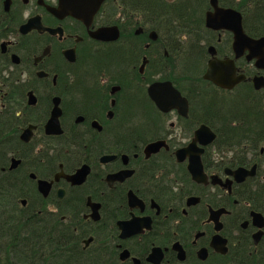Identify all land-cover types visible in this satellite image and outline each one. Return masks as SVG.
I'll return each instance as SVG.
<instances>
[{"label": "flooded vegetation", "instance_id": "af4514ba", "mask_svg": "<svg viewBox=\"0 0 264 264\" xmlns=\"http://www.w3.org/2000/svg\"><path fill=\"white\" fill-rule=\"evenodd\" d=\"M216 5L264 36V0ZM207 13L210 0H0V141L12 142L0 189L30 213L0 215V264L19 245L5 235L22 228L43 229L61 264H241L264 253V84L254 82L264 60L260 47L235 56L233 31L206 26ZM210 60L232 61V88L204 78ZM218 93L236 97L232 122ZM54 98L60 134L45 131ZM202 125L214 134L205 145ZM197 153L199 182L188 169ZM83 166L81 182L67 178Z\"/></svg>", "mask_w": 264, "mask_h": 264}, {"label": "water", "instance_id": "95a60500", "mask_svg": "<svg viewBox=\"0 0 264 264\" xmlns=\"http://www.w3.org/2000/svg\"><path fill=\"white\" fill-rule=\"evenodd\" d=\"M211 4L213 6L214 9V13L210 14L207 13L206 16V26L208 27H212V28H219V27H227L230 28L233 33H234V43H233V51L235 53V56H238L243 49L247 48L249 49L251 52H253V49L256 47H260V58L262 60H264V37H260L257 39H252L249 38L248 36H246L243 33L242 28L240 27L239 23L238 25L232 24V23H228L225 19V15L229 10L223 9V8H219L216 5V0H210ZM212 16H217L218 18L215 19ZM210 50L212 49V47L209 48ZM250 52L249 57L254 56V53L252 54ZM258 56V55H257ZM229 70V73H228ZM204 78L210 80L211 82H213L214 84H216L217 86L221 87V88H226V89H230L232 88V86L239 80L238 78H234L232 76V61L231 60H227V61H222V60H210L208 63V68L206 70V73L204 74ZM260 79V78H259ZM259 79L256 80V78H254V82H255V86L256 87H260L262 86V84H264L263 82L260 83L258 82ZM173 92V97L175 99L179 98V94L177 91H175L174 89L172 90ZM29 99V103H33V98L31 100ZM174 98H172L174 100ZM184 101V100H183ZM54 102V107L52 108L50 117L47 121V123L45 124V131L46 133L49 134H60L61 133V128L59 126V122H58V116L60 114V109L57 106L58 103V98H54L53 100ZM201 136L206 137V140L201 141L200 143L202 145L207 144L208 142H210L213 138H214V134L204 125L200 126L196 132H195V137L199 140V138ZM22 137L24 139H26L27 137L25 136V133L22 134ZM162 142H154V143H150L147 146V151L151 152V151H155L157 150V148H159L161 146ZM195 144L191 143L189 144L186 148L180 149L176 151V157L177 160H183L184 159V153L189 152V149L191 146H194ZM13 166V164L11 165ZM85 166H83L82 168L78 169L77 172L73 175L67 176L68 179H70L72 182L74 183H79L84 179V176L86 174L85 171ZM188 169L189 172L192 176V178L196 181H201L203 180L204 174L202 172V167H201V163H200V158L198 153L195 155V157L190 158L189 157V165H188ZM41 183L43 182H39V189H41ZM218 216H219V211H210V218H212L214 220V222L217 224L215 226L216 230H219L220 228V224L218 223ZM122 230L126 229V224L121 225ZM131 226H133V222H129L128 223V228L130 229ZM135 231H132V233ZM216 239L219 238V236H215ZM257 239L254 238V242H256ZM217 249V247H216ZM218 250H220L218 248ZM199 257L203 258L204 255H202L201 253H199ZM181 258H184L183 256ZM155 264H159V263H155Z\"/></svg>", "mask_w": 264, "mask_h": 264}, {"label": "trees", "instance_id": "16d2710c", "mask_svg": "<svg viewBox=\"0 0 264 264\" xmlns=\"http://www.w3.org/2000/svg\"><path fill=\"white\" fill-rule=\"evenodd\" d=\"M260 34H264V32H260ZM11 102V101H8ZM11 113V112H10ZM12 114V113H11ZM225 116H222V121L225 122V120L232 122L235 120L234 118L230 117L228 115V111L224 113ZM9 118L6 117V120ZM232 120V121H231ZM235 123V122H234ZM6 125L5 124V130H7L6 134L12 133L13 126ZM231 128V127H230ZM4 130V124L1 122L0 119V140L2 138V133ZM219 135H230V136H235L236 131L232 132H218ZM12 142H5V141H0V161L3 158V155H5L6 151L5 147L6 145L10 146ZM5 191V192H4ZM10 194V191L6 190H1L0 189V215H5V216H21V215H30L29 212L25 213L26 208H17L16 205L12 202H8L7 195ZM25 222L22 221V225ZM17 237L14 236H8L5 235V240L10 239L12 242H14L15 247L18 245V250L17 251H8L4 255V263L5 264H61V261L59 260L57 263L54 262L53 260L49 259V257H60L59 253H53L51 255H48V242H47V235L43 229H35V228H22L20 231H18ZM8 238V239H7ZM70 244V243H69ZM61 246V244L59 245ZM14 247V248H15ZM13 257L15 256L16 259L12 260V258H9V255L12 253ZM65 256H63V261H64ZM65 262V261H64ZM64 264V263H62ZM241 264H264V253L260 255H255L251 258L245 257L244 260L241 262Z\"/></svg>", "mask_w": 264, "mask_h": 264}, {"label": "rangeland", "instance_id": "374dc122", "mask_svg": "<svg viewBox=\"0 0 264 264\" xmlns=\"http://www.w3.org/2000/svg\"><path fill=\"white\" fill-rule=\"evenodd\" d=\"M233 96V97H231ZM217 100H219L217 103L218 104H224L226 105V109L228 111V115L229 114H233L232 115H229L230 117L236 119L237 117V100H236V97H234V95H227V94H222V93H218L217 94ZM219 129H224V127H219ZM0 246H3L1 243H0ZM8 253V251H7ZM13 254L12 253L11 255H9V258H12V260H14V258L16 259V257L14 256L13 257ZM17 260V259H16Z\"/></svg>", "mask_w": 264, "mask_h": 264}]
</instances>
